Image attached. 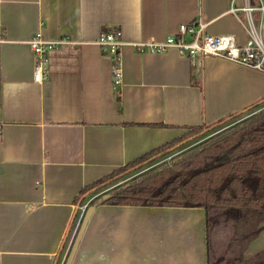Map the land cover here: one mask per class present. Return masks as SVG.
Returning a JSON list of instances; mask_svg holds the SVG:
<instances>
[{"label": "crops", "instance_id": "crops-1", "mask_svg": "<svg viewBox=\"0 0 264 264\" xmlns=\"http://www.w3.org/2000/svg\"><path fill=\"white\" fill-rule=\"evenodd\" d=\"M245 0H0V264H205L202 207L98 204L72 245L82 188L188 128L264 101V70L170 47L137 52L196 17L246 32ZM118 26L121 82L95 43ZM68 43L33 79L35 32Z\"/></svg>", "mask_w": 264, "mask_h": 264}, {"label": "trees", "instance_id": "trees-1", "mask_svg": "<svg viewBox=\"0 0 264 264\" xmlns=\"http://www.w3.org/2000/svg\"><path fill=\"white\" fill-rule=\"evenodd\" d=\"M205 128L203 123L193 126V135ZM183 139L166 142L115 168L82 188L76 200L81 202L85 195L79 196L89 188L129 173ZM98 204L202 207L205 264H264V246L250 250L260 227L264 228V105L94 196L82 213L72 245Z\"/></svg>", "mask_w": 264, "mask_h": 264}, {"label": "built area", "instance_id": "built-area-1", "mask_svg": "<svg viewBox=\"0 0 264 264\" xmlns=\"http://www.w3.org/2000/svg\"><path fill=\"white\" fill-rule=\"evenodd\" d=\"M252 4L245 0L240 7L231 6L236 15L242 12L245 22L239 17L246 32L243 43H237L231 34H210L206 32V21L201 17L180 23L173 34L162 40H140L131 46L137 52L149 51L152 53L164 51L170 47L177 49L182 56L205 57L219 56L234 62L264 70V0H257ZM69 39L62 36L48 39L41 32H35L28 43L33 51V79L39 81L45 76V64L48 52L61 44L68 43ZM95 43L111 58L113 83L121 82L120 49L124 45L121 29L113 26L101 30Z\"/></svg>", "mask_w": 264, "mask_h": 264}, {"label": "rangeland", "instance_id": "rangeland-1", "mask_svg": "<svg viewBox=\"0 0 264 264\" xmlns=\"http://www.w3.org/2000/svg\"><path fill=\"white\" fill-rule=\"evenodd\" d=\"M250 2L252 4H257L258 1L257 0H250ZM240 18L245 22V15L244 13L240 12ZM264 105V101L259 103V105L257 107H250L247 108L239 113H235V114H230L228 116L223 117L221 120H216L212 123L206 124L203 123V125H205V132L200 134V135H193V126L188 128L187 133L183 134L182 137H184V139L177 144L174 148L169 149L167 151H165L164 153H157L154 154L153 159L144 164V165H139L136 166L131 170L129 173L121 175L120 177H116L117 179L109 182V183H102L100 185H96L93 186L91 188H89L87 191L83 192V194H81L79 196V198L83 195H85L84 199L79 202L78 206H79V211L82 212L84 211L85 207L90 204L91 200L93 199L94 196H96L97 194L103 193L104 191L108 190L109 188H111L112 186H114L115 184H118L122 181H124L127 178H130L131 176L142 172L143 170L147 169L148 167H151L161 161L167 160L170 157L176 155L177 153H179L181 150L187 148L188 146H190L191 144L207 137L208 135L230 125L232 122H235L236 120L248 115L249 113H251L252 111L258 109L259 107ZM198 126V125H197ZM85 193V194H84ZM264 246V228L260 227V231H259V235H257V237L252 241L251 246H250V250L251 252H255L257 249H260Z\"/></svg>", "mask_w": 264, "mask_h": 264}]
</instances>
